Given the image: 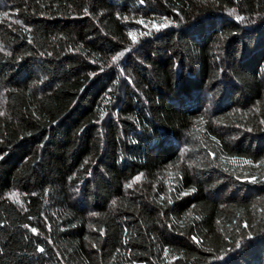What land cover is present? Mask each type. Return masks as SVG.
<instances>
[{
	"label": "trees",
	"instance_id": "obj_1",
	"mask_svg": "<svg viewBox=\"0 0 264 264\" xmlns=\"http://www.w3.org/2000/svg\"><path fill=\"white\" fill-rule=\"evenodd\" d=\"M0 264H264V0H0Z\"/></svg>",
	"mask_w": 264,
	"mask_h": 264
},
{
	"label": "snow or ice",
	"instance_id": "obj_2",
	"mask_svg": "<svg viewBox=\"0 0 264 264\" xmlns=\"http://www.w3.org/2000/svg\"><path fill=\"white\" fill-rule=\"evenodd\" d=\"M137 179H139V178H137ZM33 231L35 232V229H33Z\"/></svg>",
	"mask_w": 264,
	"mask_h": 264
}]
</instances>
